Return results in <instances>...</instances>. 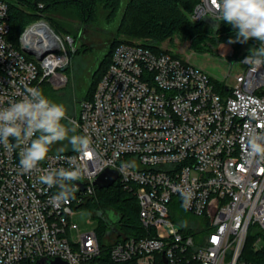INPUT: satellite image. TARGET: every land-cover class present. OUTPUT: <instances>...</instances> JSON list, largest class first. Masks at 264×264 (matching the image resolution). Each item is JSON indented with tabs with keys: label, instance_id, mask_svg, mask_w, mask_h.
Here are the masks:
<instances>
[{
	"label": "built area",
	"instance_id": "built-area-1",
	"mask_svg": "<svg viewBox=\"0 0 264 264\" xmlns=\"http://www.w3.org/2000/svg\"><path fill=\"white\" fill-rule=\"evenodd\" d=\"M188 18L222 23L210 0H198ZM241 45L228 56L233 63ZM76 49L44 18L15 41L0 0V108L44 81L64 86ZM249 54L228 87L180 57L119 44L93 97L68 116L90 138L88 152H49L25 174L19 149L0 145V264H264V157L248 148L250 136L264 134V67L244 63ZM60 168L83 175L73 182L75 199L57 203L51 197L59 188L38 178ZM106 169L118 172L114 185L134 192L139 229L127 234L112 223L116 210H101L93 215L107 231L75 240L73 210L96 197L95 180ZM182 193H191L187 207ZM247 245L259 262L242 259Z\"/></svg>",
	"mask_w": 264,
	"mask_h": 264
},
{
	"label": "trees",
	"instance_id": "trees-1",
	"mask_svg": "<svg viewBox=\"0 0 264 264\" xmlns=\"http://www.w3.org/2000/svg\"><path fill=\"white\" fill-rule=\"evenodd\" d=\"M5 1L9 8L11 37L15 41L18 40V37L28 25L42 18L46 19L57 33L60 34V31H65L63 25L50 16L52 12L60 7L70 9L76 18L86 22L96 11L98 4H103L104 8L110 10L111 18L116 12L124 10L119 25L120 34L123 33L129 38L146 39L147 42L140 44L156 53L174 55L158 44L160 41L172 39L174 35H178L182 40L191 41V47L200 51H215L217 50L216 46L222 42L228 43L229 39L235 37V29L224 22L221 23L219 28H214L206 22L192 25L188 14L192 12L198 0H40L45 5L43 9L38 7L39 0ZM121 43L132 42L116 40L112 44L101 66L93 74L90 90L83 100L93 97L99 81L111 62L114 49ZM235 44L240 45L241 43ZM77 51L78 48L75 52ZM41 85L45 87L49 85L52 88L46 81ZM222 91H224V87H222ZM49 93L50 91L47 92L46 90L43 92L48 99L50 98ZM63 152H73V150ZM85 206L90 207L93 212L108 211V209L116 210L120 216L112 217V223L118 224V228L127 234H132L134 230L139 229V204L136 196L134 192L125 189L120 184H115L106 189H97L96 197ZM116 219L119 221H116ZM105 223V230H99L100 233L107 231L109 225L106 221ZM253 252L247 245L242 259L259 262V258ZM105 264L112 263L107 261Z\"/></svg>",
	"mask_w": 264,
	"mask_h": 264
},
{
	"label": "clouds",
	"instance_id": "clouds-1",
	"mask_svg": "<svg viewBox=\"0 0 264 264\" xmlns=\"http://www.w3.org/2000/svg\"><path fill=\"white\" fill-rule=\"evenodd\" d=\"M219 20L235 29V37L228 43H247L256 40L258 47L250 50L244 63L256 69L264 67V0H210ZM219 28V23L216 24ZM77 125L67 115L63 104L48 99L39 88H26V95L0 108V145L8 150L19 149V166L23 173L37 170L51 150V146L67 141L71 149L83 155L90 150V138L77 134ZM251 155L264 157V134H254L248 138ZM59 153L63 148L58 149ZM83 170L79 168L45 171L39 182L48 187H58L51 200L68 202L75 199ZM185 207L191 193H182Z\"/></svg>",
	"mask_w": 264,
	"mask_h": 264
},
{
	"label": "rangeland",
	"instance_id": "rangeland-1",
	"mask_svg": "<svg viewBox=\"0 0 264 264\" xmlns=\"http://www.w3.org/2000/svg\"><path fill=\"white\" fill-rule=\"evenodd\" d=\"M123 11L116 12L111 18L110 10L104 8L103 4H98L94 14L86 22L76 18L70 9L62 7L50 14L55 21L63 25L65 31H60V34L62 36L67 34L72 36L78 51L72 55L69 67L66 70L68 81L64 86L51 88L49 85L48 87L41 85L39 89L42 92L44 90L50 91L49 99L63 104L67 109L68 116L73 117L77 114L79 103L85 99L90 90L93 74L99 69L107 52L116 40L134 44L147 42L146 39L129 38L123 33L120 34L119 25ZM158 44L161 48L167 49L187 63L204 71L213 81L221 82L228 87H233L235 84L234 78L244 71V66L240 63V60L254 48L248 43H243L240 53L233 63L228 56L232 51H236L239 44L222 42L216 46L217 50L215 51H200L191 47V41L182 40L178 35H174L172 39L160 41ZM61 148H63V151L72 150L68 142L64 141L52 145L50 152H56ZM71 220L78 226V231H73L75 240H77L78 234L94 230H105V221L94 216L92 209L88 206L74 208ZM261 246L263 247L264 244L261 243Z\"/></svg>",
	"mask_w": 264,
	"mask_h": 264
},
{
	"label": "water",
	"instance_id": "water-1",
	"mask_svg": "<svg viewBox=\"0 0 264 264\" xmlns=\"http://www.w3.org/2000/svg\"><path fill=\"white\" fill-rule=\"evenodd\" d=\"M206 23H209L212 27L216 28V23L212 20H206ZM118 179V172L114 169H106L103 171L95 180V186L97 189H106L110 188L114 185V183ZM100 215V214H99ZM116 221H119L116 219ZM38 264H67L65 261H62L61 259H55V260H42Z\"/></svg>",
	"mask_w": 264,
	"mask_h": 264
}]
</instances>
